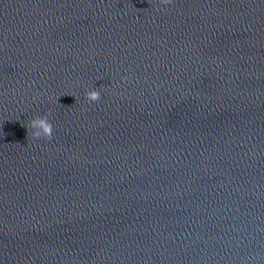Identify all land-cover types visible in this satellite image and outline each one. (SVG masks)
I'll use <instances>...</instances> for the list:
<instances>
[{
  "label": "water",
  "instance_id": "95a60500",
  "mask_svg": "<svg viewBox=\"0 0 264 264\" xmlns=\"http://www.w3.org/2000/svg\"><path fill=\"white\" fill-rule=\"evenodd\" d=\"M0 264H264V0H0Z\"/></svg>",
  "mask_w": 264,
  "mask_h": 264
},
{
  "label": "clouds",
  "instance_id": "9594fccd",
  "mask_svg": "<svg viewBox=\"0 0 264 264\" xmlns=\"http://www.w3.org/2000/svg\"><path fill=\"white\" fill-rule=\"evenodd\" d=\"M172 0H159L161 5L170 4ZM85 98L90 102H96L100 99V91L93 87L87 90ZM28 131V136L32 138L51 139L53 134V125L47 116H34L27 125H22Z\"/></svg>",
  "mask_w": 264,
  "mask_h": 264
}]
</instances>
